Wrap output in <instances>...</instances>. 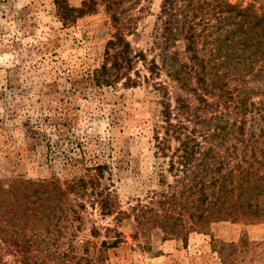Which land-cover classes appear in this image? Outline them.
I'll use <instances>...</instances> for the list:
<instances>
[{
    "label": "rangeland",
    "instance_id": "374dc122",
    "mask_svg": "<svg viewBox=\"0 0 264 264\" xmlns=\"http://www.w3.org/2000/svg\"><path fill=\"white\" fill-rule=\"evenodd\" d=\"M161 1L140 0L131 12V31L125 32L131 57L142 52L158 61ZM230 1L264 11V0ZM59 5L76 12L64 20ZM114 34L102 0H0V182L62 188L73 180L89 182L62 204L76 213H68L69 221L79 219L59 221L56 245L74 248L90 264H264V222L227 220L189 229L186 194L155 136H162L163 103L173 109L178 96L196 104L194 98L165 71L150 76L137 59L112 86L92 84ZM170 52L185 62L183 42ZM126 76L136 84L126 86ZM171 194L177 200L170 210L161 202ZM166 213L170 233L155 217ZM20 259L0 240V264Z\"/></svg>",
    "mask_w": 264,
    "mask_h": 264
},
{
    "label": "trees",
    "instance_id": "16d2710c",
    "mask_svg": "<svg viewBox=\"0 0 264 264\" xmlns=\"http://www.w3.org/2000/svg\"><path fill=\"white\" fill-rule=\"evenodd\" d=\"M102 2L115 34L107 44L105 62L90 78L92 84L112 86L137 59L150 76L165 71L196 102L178 96L173 109L163 103L162 136H155L158 151L169 159V171L175 172L176 184L186 194L189 229L227 220L264 222V11L230 0H162L155 43L158 61H147L142 52L130 56L125 37L140 0ZM60 9L67 12L64 20L76 12L65 6ZM179 41L184 44L185 62L170 52ZM126 77V86L136 84ZM172 142L176 148L172 149ZM87 183L73 180L62 188L56 182H0L2 244L13 247L21 264H90L74 248L60 250L56 245L62 237L59 221L68 222V213L76 215L71 204L65 206L67 210L61 206ZM162 197L161 205L171 210L177 197ZM155 217L170 233V215ZM78 219L74 216L69 222ZM118 240L109 246L116 247ZM34 249L43 255L36 258Z\"/></svg>",
    "mask_w": 264,
    "mask_h": 264
}]
</instances>
